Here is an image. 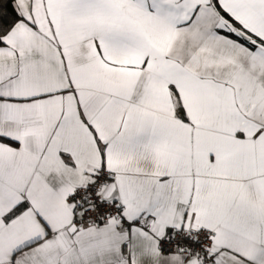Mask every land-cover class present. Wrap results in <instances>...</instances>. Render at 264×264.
I'll use <instances>...</instances> for the list:
<instances>
[{"label":"snow or ice","instance_id":"1","mask_svg":"<svg viewBox=\"0 0 264 264\" xmlns=\"http://www.w3.org/2000/svg\"><path fill=\"white\" fill-rule=\"evenodd\" d=\"M0 264H264V0H0Z\"/></svg>","mask_w":264,"mask_h":264}]
</instances>
